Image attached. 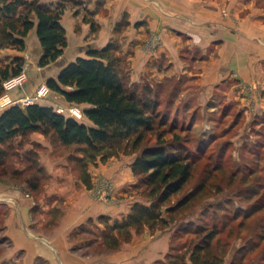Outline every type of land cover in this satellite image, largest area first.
<instances>
[{
  "label": "crops",
  "instance_id": "obj_1",
  "mask_svg": "<svg viewBox=\"0 0 264 264\" xmlns=\"http://www.w3.org/2000/svg\"><path fill=\"white\" fill-rule=\"evenodd\" d=\"M41 1L63 6L61 22L68 43L56 60L40 66L42 46L37 35V17L32 14L34 26L25 37V49L0 48V66L15 56L28 61L27 81L10 91L14 99L33 95L40 84L56 77L76 57L86 56L88 50L116 41V51L125 59L126 73L133 80L148 72L156 78L187 72L198 76L206 93L223 85L228 91L224 98L242 103L250 100L246 89L255 83L251 97L256 104H264V98L256 95L264 93V8L257 0ZM195 48H199L203 58L194 60L191 67L187 55ZM1 86L0 81V91ZM50 90L48 96L35 102L54 108L72 103L61 93ZM78 105L82 109L88 106ZM87 123L91 122L87 119ZM22 138L26 142L19 150L36 152L30 174L36 169L41 180L35 192H29L24 184L0 179V264L152 263L154 259H140L138 263L135 257L141 236L148 235L147 227L112 253L82 255L73 250L81 243L77 234L73 235L80 225L97 222L102 215L112 221L120 219L134 201L143 199L140 195L116 201L100 199L93 188L95 175L102 172L116 181L118 195H127L126 182L134 177L131 162L135 156L125 162L112 155L105 161L87 165L88 185L75 162L62 154L58 145L51 144L46 134L34 130L16 136L14 141ZM162 235L152 241L153 247L167 242L166 235Z\"/></svg>",
  "mask_w": 264,
  "mask_h": 264
},
{
  "label": "trees",
  "instance_id": "obj_2",
  "mask_svg": "<svg viewBox=\"0 0 264 264\" xmlns=\"http://www.w3.org/2000/svg\"><path fill=\"white\" fill-rule=\"evenodd\" d=\"M62 13V5L41 0H0V48L24 50L25 37L34 26L32 14H35L42 46L38 64L51 63L63 53L68 43L61 22ZM91 27L95 28L93 22ZM117 49L116 41L90 49L86 56L76 57L65 64L56 77L46 80L49 88L61 93L66 100L88 104L82 113L91 123L38 102L14 103L0 111V179L10 180L4 165L8 155L5 145L16 136L34 130L52 134L62 144H76L82 148L84 155L78 161L83 166L81 175L88 185L86 166L89 162L105 161L128 144L132 150L139 149L131 169L137 178L133 186L139 189L143 199L134 201L127 214L111 223L103 215L98 217L106 223L100 242L110 249L119 245L120 234L128 238L132 229L139 232L145 227L150 230L169 227L190 212L204 189L201 180L184 191L193 176L196 161L185 137L174 132L171 139L163 138L162 133L167 131L164 127L157 133L155 142L143 144L146 133L159 125L166 126L168 119L159 109L157 93H153L150 86L128 80ZM24 63V57L15 56L1 65L0 81L17 73ZM2 92L1 86L0 95ZM171 127L172 132L175 129ZM39 183L30 185L33 192ZM214 210L218 212L217 208ZM190 222L181 223L182 227L176 232L189 231L198 240L192 243L188 257L185 252L170 251L167 264H223V253L214 248L219 232L217 224L201 222L186 229ZM256 264H264V259Z\"/></svg>",
  "mask_w": 264,
  "mask_h": 264
},
{
  "label": "rangeland",
  "instance_id": "obj_3",
  "mask_svg": "<svg viewBox=\"0 0 264 264\" xmlns=\"http://www.w3.org/2000/svg\"><path fill=\"white\" fill-rule=\"evenodd\" d=\"M257 1L258 5L264 8V0ZM187 58L191 67H194V60H200L203 55L199 48H195L188 52ZM127 66L122 57V69L125 73ZM126 75L130 82L140 86L148 85L153 93H157L159 109L168 119L166 126L159 125L154 131L147 132L143 144L155 142L157 133L164 127L167 131L162 133L163 138L171 139L174 132L185 137L196 161L193 176L184 191L201 180L204 184L195 205L184 217L169 227L148 229V235L141 236L135 255L138 263L140 259H154L151 264H167L170 251L185 252L188 257L187 252L198 237L186 230L176 231L182 227L181 223L185 224L189 220L191 224H186V229L201 222L217 224L219 232L215 237L214 248L223 253V264H229L231 261L233 264H256L264 259V104H256L255 98L251 97L254 96L251 95V90L255 89V83H251L246 89L250 100L242 103L238 99L229 101L224 98L227 90L223 85L209 89V93H206L197 79L198 76L187 72L160 78L148 72L137 80H133L128 73ZM256 95L264 98V93ZM58 107L64 108L63 113L66 115L87 122L83 114H72L70 107H78L82 111L78 104L72 102L65 106L58 105L56 109ZM170 125L175 129L172 132ZM46 136L51 144L58 145L62 154L68 155L75 162L74 165L82 170L83 166L81 167L78 159L84 153L79 145H65L52 134ZM25 142L23 138L17 141L13 139L5 145L8 155L4 165L11 181L15 180L18 185L24 184L29 192H33L30 185L39 182L41 176L36 169L30 174L33 171L30 170L32 163L36 161V152L33 149L19 150ZM138 152L139 149L132 150L131 144H128L112 157L123 158L126 162ZM88 165L93 163L89 162ZM136 179L134 176L127 180V195L123 196L115 191L116 181L99 172L95 175L93 188L100 199L116 201L129 195L143 198L139 189L133 186ZM178 196L179 194L175 197ZM216 208L218 212H215ZM106 221L113 222L108 219ZM97 222L82 224L75 229L73 235L77 234L76 238L81 239V243L73 248L74 251L82 255L112 253L119 250L122 243L130 242L134 234L140 235L147 229L145 227L139 232L131 230L128 238L120 234L119 245L110 249L100 242L106 223L100 219H97ZM157 231L161 237L162 234L167 237V242L161 247L152 246V241L158 236ZM130 254L132 258V253Z\"/></svg>",
  "mask_w": 264,
  "mask_h": 264
},
{
  "label": "built area",
  "instance_id": "obj_4",
  "mask_svg": "<svg viewBox=\"0 0 264 264\" xmlns=\"http://www.w3.org/2000/svg\"><path fill=\"white\" fill-rule=\"evenodd\" d=\"M28 79V64L25 62L22 68L14 74L8 75L2 80L3 92L0 95V110L4 107L19 103L21 105H26L35 102L37 99L45 97L50 92V88L46 83L40 84L33 95H26L19 98H12L10 91L20 88ZM70 110L76 116H81L83 113L78 107H70ZM57 111L64 112V108L58 107Z\"/></svg>",
  "mask_w": 264,
  "mask_h": 264
}]
</instances>
